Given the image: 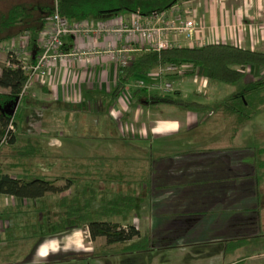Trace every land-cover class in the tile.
Here are the masks:
<instances>
[{"label":"crops","instance_id":"obj_1","mask_svg":"<svg viewBox=\"0 0 264 264\" xmlns=\"http://www.w3.org/2000/svg\"><path fill=\"white\" fill-rule=\"evenodd\" d=\"M178 6L180 18L191 17L196 23L193 46L225 43L264 52V0H183ZM186 10L190 13L187 14ZM119 16L124 21L130 18L127 13L99 19L85 18L77 22L116 24L120 22ZM147 21V17H142V22ZM176 39L180 41V46H192V42L187 43L184 37ZM64 41L66 51L77 45L88 47L94 44L104 49L108 43L122 44L116 34L98 37L95 41L91 36L66 37ZM129 46V55L134 59L149 51L145 44ZM185 67L186 74H193V82L198 89L201 88L196 93L201 92L210 101L204 102L209 105L205 112L167 105L145 106L132 98L134 87L131 86L124 98H113L117 66L112 60L98 56L80 63L57 62L49 68L46 77L34 80L30 91L31 96L42 104L58 102L59 106L66 107L81 104L87 97L102 103V106L109 105L108 116L116 126L120 122L118 129L124 137L156 143L157 146L145 154L148 163L142 186L144 189L140 188V208L133 224L142 235L148 237L151 234L152 239L156 240L151 245L152 251L179 247L190 253L184 260L180 257L182 251L177 249L180 255L174 258L175 264H232L238 260L264 264V250L256 248L241 252L264 229V182L257 178L259 165H264L260 157L264 149L227 145L213 150L199 145V142L188 144L185 139L187 134L211 120L214 114L211 113L212 101L218 100L222 104L240 84L232 85L231 91H225L223 84L210 81L208 71ZM263 75L264 67H249L244 81H252ZM177 91L182 93L181 90ZM114 112L122 119L114 120L110 116ZM184 134L180 139L179 135ZM215 139L229 141L231 138L221 132L216 133ZM169 141L174 142L167 146ZM45 198L47 195L31 200L0 194V210L32 211ZM31 202L33 207L27 205ZM138 222H141V228ZM4 232L5 228L1 230V233ZM49 239L47 237L35 244L30 264H58L63 261L72 264V260L80 264L85 261L110 264L91 250L78 252L70 249L74 247L66 240L58 246L55 240ZM228 242H233V246L227 248ZM145 249L120 252L114 264H124L122 262L133 259H137L138 264H150ZM52 256L55 258L51 259Z\"/></svg>","mask_w":264,"mask_h":264},{"label":"rangeland","instance_id":"obj_2","mask_svg":"<svg viewBox=\"0 0 264 264\" xmlns=\"http://www.w3.org/2000/svg\"><path fill=\"white\" fill-rule=\"evenodd\" d=\"M14 4L29 5L32 8V16L27 23L18 24L9 29L8 33L11 38L0 42V71L1 67L7 64L8 53L23 63H28V44L25 43V46H21L19 37H21L22 33L28 31L27 27L39 26L40 31L46 28L48 21L44 19L49 14L45 13L42 8L52 6L53 0H0V8L2 10H7ZM178 38L183 39V36H178ZM133 43L138 44L139 42ZM140 44L143 45L142 43ZM130 58L131 60L134 59ZM179 66L182 67V64ZM152 71H155V69H152ZM139 81H143L146 85L153 82L147 76H135L130 81L131 87ZM165 82H169L172 85V92L164 93L158 88L152 89L151 92L173 95L177 90H181L182 93H179L183 99L201 103L210 102L207 101V97L203 96L201 92L196 93L201 91V88L198 89V85L193 82V74H186V68L183 69L182 67L178 73L163 77L160 83L163 84ZM31 86L32 84L22 98L20 109L23 108V110H21V116L16 117L17 125L13 124L16 137L15 144L0 143V171L10 175L21 176L23 169L27 168L29 170L27 172H31L30 174L46 175L51 179L56 178L58 185L67 186L61 193L47 194V198L40 200L35 206L36 208L32 206V202L30 204L27 203L28 206L33 207L32 211H21L20 209L0 210V264H30L29 259L35 244L47 237H50L49 241L55 240L54 243L58 246L61 241L66 240V243L74 247L70 249L78 252L91 250L95 254L102 256L103 259H107L110 264H114L117 262L118 256L121 255L120 252H124L122 251L124 244H106L105 239L102 237L93 241L84 226L68 229L65 232H54L57 222H60L59 228L70 224V219L65 216L66 206L61 203L64 200L72 201L76 187L77 191L80 192V186L83 184L82 180L85 181V179L82 177V170L77 164L84 161L85 158L91 157L94 153L103 154L106 157L117 156L116 168L118 170L123 169V163L130 164L129 171L126 172L124 170L128 175L122 180L117 182L96 181L93 183L95 184V189L127 193H132L136 189L140 191L139 186L144 189L142 187L144 180L141 182L139 179H141L142 175V179L146 176L148 162L145 154L149 152L150 148L157 145L152 143V141H134L124 137L118 129L120 122L116 126L108 116L109 105L102 106V103H97L87 97L81 104L78 103L77 105L66 107L59 106L58 102L42 104L38 99L31 96ZM222 86H224L223 89L225 91H231L232 85L223 84ZM0 93H8V90L0 88ZM217 101H212L214 105H212L211 113L214 114L208 123L186 136L185 134L179 135V138L181 139L185 136L188 144L199 142V145H204L205 148L213 150L227 145L264 149V109L255 113L247 122L237 126L236 116L226 111L222 104ZM30 102L32 103L31 105L29 104ZM74 115L79 119L74 118ZM110 116L116 121L122 119L118 118L115 112L110 114ZM220 131L231 139L229 141L215 139L216 133H221ZM25 139H29V142ZM173 142L169 141L167 146ZM34 152H36V155L33 157L26 156L28 153L34 154ZM260 157L264 160V153L260 154ZM73 165H77V167ZM259 167L257 178L264 182L262 180L264 179V165H259ZM66 178L73 180L74 183H68ZM80 199L82 198L80 197ZM93 206L97 208L99 206L98 201H95ZM139 208L138 205L128 215L114 217L112 220L118 221L122 225L134 224V217ZM140 223L138 222V226L140 225L139 227L141 228L142 225ZM5 225L7 226L5 227ZM3 228H5V232L1 233ZM151 232L153 233L154 231L152 230ZM146 238L145 250L147 255H149L150 264L157 262L160 264H175L174 258L180 255L179 247L152 251L151 248L153 247L151 245L156 240L152 239L151 234ZM165 239H169V237ZM252 240L254 242L246 244L241 252L246 253L247 250H255L256 248L264 250V229L259 231V236ZM233 244V242H228L226 247L230 248ZM7 248L9 251L6 252ZM189 254L188 251H182L180 257L185 260L189 257ZM55 256L50 258L54 259ZM71 262L72 264H80L75 260ZM122 263L138 264V261L133 259ZM58 264H68V262L63 261ZM81 264L96 263L85 261ZM102 264L108 263L103 262Z\"/></svg>","mask_w":264,"mask_h":264},{"label":"trees","instance_id":"obj_3","mask_svg":"<svg viewBox=\"0 0 264 264\" xmlns=\"http://www.w3.org/2000/svg\"><path fill=\"white\" fill-rule=\"evenodd\" d=\"M181 1L183 0H53L52 6L43 7L42 10L50 15L55 10L56 3L59 14L71 22L127 13L150 17L170 9ZM31 16L32 8L27 4H14L7 10L0 8V42L11 38L9 29L18 24L27 23ZM27 29L30 33L27 47L29 63H34L40 53L37 43L40 27H27ZM7 58V64L3 65L0 71V88L8 90V93H0V141L10 122L17 125L16 117L21 116L20 104L23 98H19V95L28 79V72L23 69L22 61L10 53ZM170 63L187 64L206 70L209 72L210 81L214 83L240 84L239 88L222 103L226 111L236 116L237 126L247 122L255 113L264 109V75L252 81H244L249 67H264V52L225 43L191 47L174 46L159 51L143 52L133 59L130 65L117 67L112 97H119L135 76H147L159 65ZM131 94L133 99L149 107L167 105L193 112H205L209 108L207 103L181 98L179 91L172 95L153 93L146 88H133ZM15 138L14 131H9L6 143L14 145ZM27 140L29 142V139ZM35 153H28L26 156L33 157ZM117 161V156L106 157L103 154L94 153L84 161L76 163L81 168V175L85 181L82 180L80 192L76 187L71 202L64 200L61 203L66 206L65 216L70 219V224L59 228L60 222H57L54 232L84 226L92 240L102 237L106 244H124L122 248L124 252L140 251L145 248L147 238L136 226L122 225L112 220L114 217L128 215L138 207L140 191L136 189L132 193L108 192L95 189L93 184L96 181L117 182L127 176L126 172L129 171L130 164L123 163V169L118 170ZM77 165L73 166L77 167ZM27 171H29L27 168L23 169L21 176L0 171V194L37 200L47 194H58L66 189L67 185L64 187L58 185L56 178L34 175ZM140 178L139 181L142 182L143 175ZM66 179L68 183H74L73 180ZM95 201L99 203L97 208L93 206ZM232 264L249 263L238 260Z\"/></svg>","mask_w":264,"mask_h":264},{"label":"built area","instance_id":"obj_4","mask_svg":"<svg viewBox=\"0 0 264 264\" xmlns=\"http://www.w3.org/2000/svg\"><path fill=\"white\" fill-rule=\"evenodd\" d=\"M179 11L178 4H175L166 11L147 17L148 21L146 23L142 22V16L139 14L130 13V18L126 21L121 20L122 18L119 16V23L93 25L89 22H71L62 17L57 11L55 3V10L46 18V21H48L46 28L39 32L37 39L38 48L40 49L39 55L34 63H29V56L28 63L22 62L23 69L28 72V79L21 90L19 98L26 94L35 79L46 77L49 68L57 62L80 63L89 57L98 56L112 60L117 67H125L130 65L132 61L129 55L131 51L129 44H132V42L145 44L147 50L153 51L180 46V42L176 39L178 36H183L187 43L193 42L196 23L191 17L180 18ZM186 13L189 14L190 12L186 10ZM114 34L120 37L122 44L108 43L104 49H99L94 44L88 47L77 45L67 51L65 50L64 39L66 37L82 38L91 36L92 40L95 41L98 37L113 36ZM29 39L30 33L28 31L22 33L19 37L20 45L25 46V43L28 44ZM182 67L183 69L186 68L185 65H182ZM182 67L173 63L159 65L154 68L155 71L151 70L147 75L153 82L146 85L143 81H139L134 83L133 87L146 88L148 91L158 88L164 93L172 92L173 87L169 82L162 84L160 81L167 75L178 73ZM129 86H131L130 83L121 92L119 95L121 98L128 95ZM9 131H14L11 122L0 143L6 142Z\"/></svg>","mask_w":264,"mask_h":264}]
</instances>
